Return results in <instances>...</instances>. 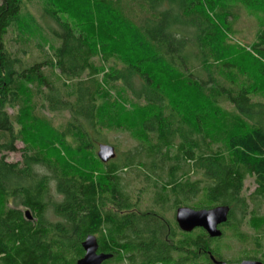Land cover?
Here are the masks:
<instances>
[{"label": "trees", "instance_id": "1", "mask_svg": "<svg viewBox=\"0 0 264 264\" xmlns=\"http://www.w3.org/2000/svg\"><path fill=\"white\" fill-rule=\"evenodd\" d=\"M34 2L55 28L45 27L27 10ZM242 9L262 16L248 49L227 42L237 35ZM263 18L264 0H0V193L16 207L0 214V264H77L90 235L99 253L113 255L104 264H218L212 257L227 262L221 254L225 230L215 239L202 230L174 238L178 228L165 218V208L186 207L197 197L210 204L197 210L230 207L220 229L245 242L241 227L246 221L256 244L264 245V104L254 101L264 89ZM10 34L22 47L35 41L42 60L25 65L19 52L8 47ZM108 37L119 40V51ZM236 50L248 62L246 68L228 60L237 58ZM120 53L123 69L93 64L95 59L109 64ZM45 69L59 71L57 82ZM173 78L183 82L182 97L172 89ZM117 82L143 101L139 129L145 140L122 156L115 147L116 157L105 164L95 146L102 134L99 99L106 84ZM32 88L38 111L71 113L64 128L34 114L16 128L7 110L15 109ZM223 104L245 121L239 131L228 133L225 149L211 144L210 129L202 121ZM36 119L46 123L56 143L66 145L82 173L68 176L25 141L22 130L26 126L27 133L36 135ZM38 138L53 148L48 139ZM18 151L22 162L9 163L6 154ZM86 152L101 167L102 177H95L82 159ZM130 168H139L153 184L159 211L142 209L140 197L133 200L127 193L123 171ZM248 178L256 187L247 199ZM51 180L61 196L54 203L48 196ZM50 205L57 222L46 218ZM173 253L179 254L177 261ZM247 260L264 263L256 257Z\"/></svg>", "mask_w": 264, "mask_h": 264}, {"label": "rangeland", "instance_id": "2", "mask_svg": "<svg viewBox=\"0 0 264 264\" xmlns=\"http://www.w3.org/2000/svg\"><path fill=\"white\" fill-rule=\"evenodd\" d=\"M75 1V0H71ZM74 6H72L73 8ZM27 10L33 13L40 23L45 27L51 26L55 28L56 26L47 18L43 16V12L41 6L38 3H32L27 5ZM239 20L236 25L237 35L233 37H229L227 42L230 44H235L239 46L240 49L246 48L252 45L256 41V36L261 28L260 20L262 16L253 15L248 13L245 10H240ZM264 21V18H263ZM48 37L51 36V33H47ZM13 38V39H12ZM50 38V37H49ZM14 37L12 34L9 35L8 47L15 52H19L20 56H22L25 65H32L35 62L41 61L42 58L40 56L39 50L35 49V41H33L32 45L28 48L22 47L14 42ZM108 40L113 43V45L120 50L119 40L111 39L108 37ZM46 51L50 55L51 52L46 47ZM241 55L243 53L239 52ZM237 54V50L236 53ZM238 56L237 58L234 55L230 60H237L239 65L243 68H246L248 62L243 60V57ZM125 60V56L123 53H120L113 62L111 61L109 64H104L101 60L95 59L93 61L94 66L101 68L105 67V69L109 70L110 66H115L118 69H123V62ZM46 74L50 75V79L57 82L59 77V71L57 70H44ZM152 73V72H151ZM58 76V77H57ZM153 76H157L156 74ZM172 89L176 92L177 96L185 95L182 92V84L183 82L180 79L175 80V78L171 79ZM34 89L32 88L30 93H28L22 100L19 102L18 106L15 109L8 108V113L12 117V120L15 121L16 128L21 129L22 124L25 125L23 121L27 119L31 121V117L34 115H43L47 117L52 125L55 128H64L69 120L71 119V113L69 112H50L48 109H40L38 111L37 105L39 108V100L36 95H34ZM254 101L260 102L264 104V89L256 96H254ZM100 104V124L99 129L102 133L99 139H96V153L99 150L100 144L112 145L117 148L119 154L122 156L128 151L134 150L142 145V141L145 140V135H143L139 129V125L142 119H144V111H143V101H136L128 89L122 83H112L106 84L103 90L102 95L99 99ZM41 108V107H40ZM235 111L234 108L229 104H223L217 107H213L212 111L203 116V123L205 126L207 125L210 129L209 140H211V144L214 146L226 148V136L230 131H239L241 126L245 124L243 119H239L236 116L234 117ZM34 130H36V135L33 131L27 133L28 129H25L24 126L22 132L25 135V141L34 147V149L38 150L40 154H42L45 158L53 160L59 167L62 169V172L65 170L68 176L76 177L80 173H82L81 169L76 165V163L72 160V158L65 152L66 145L62 143H56L52 137L51 130L47 127L46 123L43 120L36 119L33 122ZM86 128L88 124L85 123ZM91 133L93 131L90 129ZM39 136L45 137L50 141L53 148L48 146L46 143H40ZM71 142V141H69ZM24 144L22 142L17 143V148L22 149ZM83 160L87 163L88 167L92 170V173L95 174V177H102V169L98 165V163L91 156V152H86L82 157ZM6 160L9 163H20L22 162V153L21 152H13L6 154ZM41 174L46 176H51L48 170L43 167H36ZM123 183L125 185V189L127 193L133 200L139 198L141 201V208L147 210L152 208L153 210L159 211V206H155L154 204V195L156 194V189L152 183H148L146 177L143 172L139 168H130L123 171ZM166 182V181H165ZM56 182L51 180L49 184V199L51 203L58 202L61 199V196L57 195L56 190ZM255 184L253 178H248L245 182V188L243 191V196L247 199L250 194L255 190ZM201 200L197 197L189 205L186 207L194 208L195 207H204L209 206L206 202H200ZM201 203V204H200ZM252 204L249 205V211L252 210ZM16 208L15 203L9 196H5L0 193V214L6 212L8 209ZM20 208V207H18ZM166 211L163 214L168 222L172 224V227L178 228L176 231L174 238L179 239L181 237L182 232L175 219L176 209H171V207H166ZM264 212V208L262 213ZM46 218L51 222H57L59 218L55 215L52 206H49V209L46 213ZM249 216L247 218V221ZM202 229H197L191 233L198 234ZM225 230L226 234L222 238L221 241L222 248L221 254L224 261L233 262L235 260H247L253 257L257 259L264 260V245L256 244L254 241V231L250 226H248L247 222L243 224L241 230L247 236L245 242H241L240 240L233 237V233L229 229H221ZM203 231V230H202ZM205 232V231H204ZM171 233V232H170ZM206 233V232H205ZM173 258L177 261L179 258V254L173 253ZM112 264H129V262L125 261L124 263L114 262ZM186 264H192L190 262Z\"/></svg>", "mask_w": 264, "mask_h": 264}, {"label": "water", "instance_id": "3", "mask_svg": "<svg viewBox=\"0 0 264 264\" xmlns=\"http://www.w3.org/2000/svg\"><path fill=\"white\" fill-rule=\"evenodd\" d=\"M98 158L103 163H108L116 157L115 147L107 144L99 145ZM230 214L229 206H218L211 209H193L190 207H180L176 210V223L184 233H191L197 229H202L211 238L222 237L220 227L228 222ZM28 217L29 214H27ZM84 256L77 261V264H104L112 259L113 255L99 253V245L95 236H88L82 242ZM218 264H264L259 260H243L239 263L216 262Z\"/></svg>", "mask_w": 264, "mask_h": 264}]
</instances>
